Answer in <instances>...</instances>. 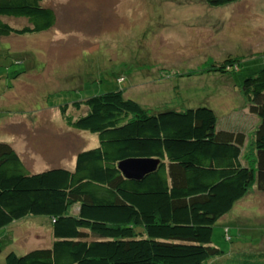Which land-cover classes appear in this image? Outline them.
Returning <instances> with one entry per match:
<instances>
[{"label": "trees", "instance_id": "trees-1", "mask_svg": "<svg viewBox=\"0 0 264 264\" xmlns=\"http://www.w3.org/2000/svg\"><path fill=\"white\" fill-rule=\"evenodd\" d=\"M42 1L0 0V16H22L30 23L13 27L0 19V37L50 28L55 14ZM206 1L221 6L238 0ZM240 58L229 55L198 73L225 75ZM238 87L258 118L249 144L255 149L252 160L246 134L219 128L210 107L147 108L122 89L72 101L77 110L86 107L76 117L66 114L67 104L59 107L69 127L96 134L97 144L78 151L71 169L31 172L15 149L0 141V228L27 215H45L53 235L49 247L22 254L11 250L4 263L215 264L224 259L226 251L211 240L215 222L253 184L264 193V66L242 76ZM128 158L158 161L134 179L117 168ZM229 230L224 225L222 235L235 240ZM263 256L246 252L232 261L264 264Z\"/></svg>", "mask_w": 264, "mask_h": 264}, {"label": "rangeland", "instance_id": "rangeland-1", "mask_svg": "<svg viewBox=\"0 0 264 264\" xmlns=\"http://www.w3.org/2000/svg\"><path fill=\"white\" fill-rule=\"evenodd\" d=\"M42 4L54 11L50 28L0 37V141L15 149L26 169L73 168L75 154L97 144L96 134L69 127L59 107L67 104L66 114L76 117L86 107L77 110L72 101L114 89L147 108L210 107L219 128L246 134L252 160L249 144L258 118L248 111L238 83L264 66V0L221 6L206 0ZM0 19L13 27L30 25L22 16ZM229 55L242 57L229 73H198ZM38 115L43 117L35 120ZM224 225L235 240L222 235ZM52 240L47 216L15 220L0 228V264L11 250L22 254ZM211 240L226 251L215 264L264 253V193L255 184L215 222Z\"/></svg>", "mask_w": 264, "mask_h": 264}, {"label": "water", "instance_id": "water-1", "mask_svg": "<svg viewBox=\"0 0 264 264\" xmlns=\"http://www.w3.org/2000/svg\"><path fill=\"white\" fill-rule=\"evenodd\" d=\"M153 158H128L118 162L117 168L128 178L138 179L157 165Z\"/></svg>", "mask_w": 264, "mask_h": 264}, {"label": "crops", "instance_id": "crops-1", "mask_svg": "<svg viewBox=\"0 0 264 264\" xmlns=\"http://www.w3.org/2000/svg\"><path fill=\"white\" fill-rule=\"evenodd\" d=\"M37 117H43V116H41V115H38V116H36L34 119L36 120L37 119ZM44 120H46L47 121V119L46 118H44ZM35 134H37V133H35ZM20 156V155H19ZM22 159V158H21ZM23 160V159H22ZM24 161V160H23Z\"/></svg>", "mask_w": 264, "mask_h": 264}]
</instances>
